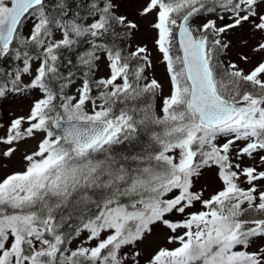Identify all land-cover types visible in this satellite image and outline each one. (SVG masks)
I'll return each mask as SVG.
<instances>
[{"label":"snow or ice","instance_id":"snow-or-ice-1","mask_svg":"<svg viewBox=\"0 0 264 264\" xmlns=\"http://www.w3.org/2000/svg\"><path fill=\"white\" fill-rule=\"evenodd\" d=\"M117 8L0 0V100L36 97L0 120V264H264V0H142L151 50Z\"/></svg>","mask_w":264,"mask_h":264},{"label":"rangeland","instance_id":"rangeland-1","mask_svg":"<svg viewBox=\"0 0 264 264\" xmlns=\"http://www.w3.org/2000/svg\"><path fill=\"white\" fill-rule=\"evenodd\" d=\"M118 4L117 14H122L128 16L129 19L134 20L138 24V30L133 31V35L129 38V45L135 47L137 44H146L151 50L154 48L153 39L154 33L151 30V18H143L139 16L138 9L142 0H116ZM231 41L230 58L235 59L237 54H249L251 55V48L255 45L257 40L260 39L259 35L253 36L247 29L237 30L236 33L228 38ZM247 42V47H244L242 42ZM155 68L150 75L155 76L160 80L167 92L168 79L165 67L159 62H154ZM243 66V65H242ZM106 73L105 62L103 59L98 65L97 75H104ZM24 82H28V77H24ZM35 96L21 94L12 98L11 102L5 100H0V120L7 121L13 116L27 114L32 101ZM36 147L35 141H29L23 145V150H32ZM20 158L18 153L14 158L12 163H15ZM8 163V162H6ZM200 183L208 187L209 191H213L218 187V182L215 179L214 172H207ZM162 238V234H158L153 237V240L159 242Z\"/></svg>","mask_w":264,"mask_h":264},{"label":"trees","instance_id":"trees-1","mask_svg":"<svg viewBox=\"0 0 264 264\" xmlns=\"http://www.w3.org/2000/svg\"><path fill=\"white\" fill-rule=\"evenodd\" d=\"M124 43L129 44V39L127 41H125ZM8 64H9V66H12V62L11 61H9Z\"/></svg>","mask_w":264,"mask_h":264}]
</instances>
